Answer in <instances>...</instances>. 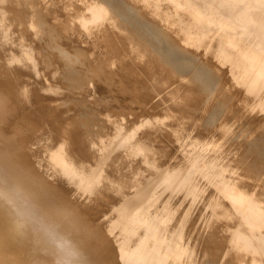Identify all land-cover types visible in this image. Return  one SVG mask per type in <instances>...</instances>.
<instances>
[{"label": "bare ground", "instance_id": "1", "mask_svg": "<svg viewBox=\"0 0 264 264\" xmlns=\"http://www.w3.org/2000/svg\"><path fill=\"white\" fill-rule=\"evenodd\" d=\"M4 189L89 264H264V0H0ZM52 260L0 205V264Z\"/></svg>", "mask_w": 264, "mask_h": 264}, {"label": "clouds", "instance_id": "2", "mask_svg": "<svg viewBox=\"0 0 264 264\" xmlns=\"http://www.w3.org/2000/svg\"><path fill=\"white\" fill-rule=\"evenodd\" d=\"M0 205L8 207L15 222L36 233L53 254L52 264H89L73 232L59 218L50 217L30 193L0 190Z\"/></svg>", "mask_w": 264, "mask_h": 264}, {"label": "rangeland", "instance_id": "3", "mask_svg": "<svg viewBox=\"0 0 264 264\" xmlns=\"http://www.w3.org/2000/svg\"><path fill=\"white\" fill-rule=\"evenodd\" d=\"M78 141H79V144L81 146V149L86 153L89 152V148H88L87 144L85 143V141L80 136H78ZM199 163H202V161H200ZM200 166H201V164L198 167H200ZM201 211H202V209L200 207H198L197 213H200Z\"/></svg>", "mask_w": 264, "mask_h": 264}, {"label": "water", "instance_id": "4", "mask_svg": "<svg viewBox=\"0 0 264 264\" xmlns=\"http://www.w3.org/2000/svg\"><path fill=\"white\" fill-rule=\"evenodd\" d=\"M23 255H24V253H23V252L19 254V256H20V257H23ZM27 258H28V257H27Z\"/></svg>", "mask_w": 264, "mask_h": 264}]
</instances>
